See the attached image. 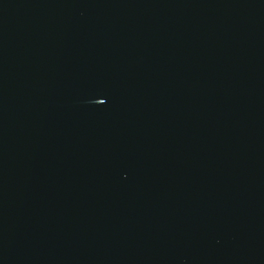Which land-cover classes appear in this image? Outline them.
I'll return each mask as SVG.
<instances>
[{
    "label": "water",
    "instance_id": "1",
    "mask_svg": "<svg viewBox=\"0 0 264 264\" xmlns=\"http://www.w3.org/2000/svg\"><path fill=\"white\" fill-rule=\"evenodd\" d=\"M0 264H264V0H0Z\"/></svg>",
    "mask_w": 264,
    "mask_h": 264
}]
</instances>
